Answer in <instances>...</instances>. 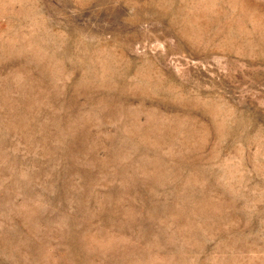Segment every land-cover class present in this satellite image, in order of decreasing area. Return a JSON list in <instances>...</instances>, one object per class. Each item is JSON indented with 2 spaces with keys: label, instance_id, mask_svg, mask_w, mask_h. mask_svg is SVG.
I'll return each instance as SVG.
<instances>
[{
  "label": "rangeland",
  "instance_id": "374dc122",
  "mask_svg": "<svg viewBox=\"0 0 264 264\" xmlns=\"http://www.w3.org/2000/svg\"><path fill=\"white\" fill-rule=\"evenodd\" d=\"M0 264H264V0H0Z\"/></svg>",
  "mask_w": 264,
  "mask_h": 264
}]
</instances>
